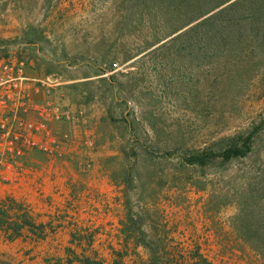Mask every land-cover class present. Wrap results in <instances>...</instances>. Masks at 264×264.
<instances>
[{"label": "rangeland", "instance_id": "374dc122", "mask_svg": "<svg viewBox=\"0 0 264 264\" xmlns=\"http://www.w3.org/2000/svg\"><path fill=\"white\" fill-rule=\"evenodd\" d=\"M0 56L68 111L0 183V264H264V0H0Z\"/></svg>", "mask_w": 264, "mask_h": 264}, {"label": "built area", "instance_id": "2783aa9c", "mask_svg": "<svg viewBox=\"0 0 264 264\" xmlns=\"http://www.w3.org/2000/svg\"><path fill=\"white\" fill-rule=\"evenodd\" d=\"M64 82L28 70L25 60L0 56V183L15 180L32 152L52 151V126L68 117Z\"/></svg>", "mask_w": 264, "mask_h": 264}, {"label": "crops", "instance_id": "0c3cea01", "mask_svg": "<svg viewBox=\"0 0 264 264\" xmlns=\"http://www.w3.org/2000/svg\"><path fill=\"white\" fill-rule=\"evenodd\" d=\"M32 162L27 161V165L31 164ZM51 167V166H50ZM49 167V168H50ZM30 171V170H28ZM38 174L42 177L43 172L38 171ZM44 180H47L46 178ZM12 186V185H11ZM10 188H14L13 186ZM1 235V232H0ZM70 235L67 233L66 230L60 231L57 236L51 239H43L40 241L32 239V241L28 240L26 243L29 246L33 247V253L37 255V257H42V256H51L54 255L56 257H61L64 259L66 256V247L70 245ZM3 241V239H2ZM1 243V240H0ZM4 243V242H3ZM6 243V242H5ZM2 244V243H1ZM8 248L13 246L11 245H6Z\"/></svg>", "mask_w": 264, "mask_h": 264}, {"label": "trees", "instance_id": "16d2710c", "mask_svg": "<svg viewBox=\"0 0 264 264\" xmlns=\"http://www.w3.org/2000/svg\"><path fill=\"white\" fill-rule=\"evenodd\" d=\"M249 137H242L233 140L229 146L220 152H215L210 149H204L201 151L193 152L189 156L185 157V161L189 164H206L211 158L222 157L223 160H229L233 157L243 156L247 154L250 149Z\"/></svg>", "mask_w": 264, "mask_h": 264}]
</instances>
